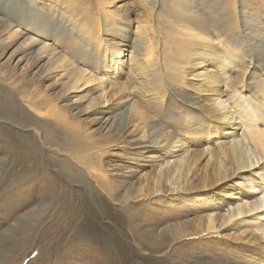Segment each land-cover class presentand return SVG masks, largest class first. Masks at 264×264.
I'll use <instances>...</instances> for the list:
<instances>
[{"label": "rangeland", "instance_id": "1", "mask_svg": "<svg viewBox=\"0 0 264 264\" xmlns=\"http://www.w3.org/2000/svg\"><path fill=\"white\" fill-rule=\"evenodd\" d=\"M71 2L74 10L55 0H0V42L9 32L18 34L7 48L3 49L0 45V70L4 69L3 71L7 72L6 76L11 77L13 74V77L24 81L22 84L26 86L27 91L36 86V89L44 91L48 98L57 100L59 105L68 108V114L74 116L78 124L96 135L94 140L103 137V140L109 138L108 143L109 140L114 144L118 142V145H109L105 151L103 161L106 163L108 176L120 177L127 175L128 171H134L135 178L131 181L138 186L136 181L144 183L145 174L157 173L159 165L162 166L166 161L172 162L180 155L190 154L192 151L196 164L192 166L186 178L184 179L181 174L171 179V187L176 186L181 191L170 189L167 183V191L164 190V194L141 200V204L149 203V208L141 213L140 220L137 221L141 230L147 226L148 228L165 226L172 233L176 231V234L183 230L179 236L181 238L174 241L178 243L179 255H167L165 258L159 253L149 255L147 250L142 249L145 244L140 238H133V234L128 230L127 220L123 219V222L121 221L123 233L117 234L119 240L117 243L122 244L119 251L121 261L111 250L107 252L110 256H103L93 248L95 245L81 242L85 236L84 229L90 225L85 223V215L79 208L81 200L86 199L82 195L79 200L72 195L69 207L65 209L62 208L64 201L54 197L52 209L55 214L59 210V213L62 212L55 220L61 240L55 239L54 231L48 235L46 242L41 244L36 242L34 233L47 227L49 223L47 221L33 225L20 224L21 228L9 235V231L6 232L8 226L13 225L14 221L28 209L38 205L44 196L40 189L41 174L38 173L35 179H31V173H26L20 182L14 181L18 173L19 157L26 159L28 156L26 152L16 155L10 153L4 143L5 139L0 136V161H5V166L0 171V264H195V261L208 260L211 256L217 255L236 260L240 264H259L257 262L259 260L256 261V254L250 252L247 246L254 241L251 231L254 230L255 224L264 223L259 217L264 212L257 216H247L234 227L229 225L223 227L221 226L223 218L228 211L231 212V208L237 206V199L242 195V189L234 186L238 178L225 180L221 184H210L207 188L202 187L204 172L206 170L210 172L213 167L211 162L206 165L209 155L207 157L202 155V150L208 147L215 152L217 149L215 138L208 141L197 139L207 129L203 124L208 122L212 124L217 130L216 138L219 137V143L226 142V139L221 137L225 129L224 126L222 128L223 124H216L208 119V116L211 118V114L208 115V97L197 93L198 83L205 88V77L200 78L203 81L197 82L195 76L207 71L209 75H214V78L218 76L219 80H227L229 83L227 89L220 85L215 89L227 102L232 100L229 92L236 89L248 105L263 100L264 0ZM98 3L106 9H99ZM78 9H81L84 17L98 19L100 28L98 39L104 48L107 47L106 53L94 48H88L91 50L88 51L75 38V26L81 18L77 15ZM194 14L201 23H197V26L186 20V17ZM176 25L181 28L188 27L186 29L194 30L193 32L203 35L205 39L184 38L181 34L173 32L176 31ZM182 33L184 34L185 30H182ZM30 37L37 41L29 47H20V43ZM180 39L183 44L180 43ZM42 45L53 50L56 54L55 59L58 58L61 62L56 63L50 60V55L45 54L46 57L34 63L33 60ZM226 49L230 53L226 52ZM147 51L151 53L149 58L144 57ZM112 52L121 56L117 58ZM130 53L139 58L147 70L150 68L156 74L155 70L161 69L162 73L156 84L163 97L161 106L151 107L146 104L144 106L143 99L137 93L128 96L130 100L125 99L121 104H116L117 96L109 99L111 96L108 93L110 89L106 88L107 83L103 86L98 84L100 80L106 82L110 80L116 85L123 82L126 85L128 83V86H136V77L129 67ZM104 59L109 60L108 69L105 70L102 68L105 67ZM111 62H114V65ZM258 65H261V68ZM66 66L76 67L79 71L92 74L99 80L88 86L79 82L78 89L66 90L65 80L61 81L60 78L57 82L61 68ZM103 87L107 89L105 93L101 92ZM5 94L0 90V102L9 105ZM131 103H137L138 106L141 104V109L150 117L148 139L144 143H137L138 137L129 134V128L126 127L128 107ZM232 110L238 118L244 114L238 105ZM236 121L238 122V119ZM258 127L264 130V123L260 121ZM241 131L242 129L240 133ZM1 132L3 130L0 129V135H3ZM188 133L190 135L192 133L195 142L184 138L185 135H189ZM120 136L122 138L119 140ZM122 139L127 144L130 142V145L126 144L127 148L124 150V147L120 146ZM174 142L182 144V147L177 152L163 154L166 147L167 151L176 149L171 146ZM249 151H252L251 157L256 155L253 149ZM261 167L260 172H263L264 165ZM244 185V188L250 187L254 190L253 182L248 181ZM134 193L131 192L132 195ZM119 194L126 196L125 189L120 190ZM260 196L262 194L254 195L253 201ZM234 197L237 198L233 199ZM108 206L112 208L111 205ZM215 214H217L215 227L218 233L216 236L202 234L200 228L204 222L199 220L209 216L213 218ZM72 215L74 219H70ZM104 222L106 221L103 220ZM197 224H200L198 228ZM24 234H28L25 239L22 238ZM168 243L170 244V241ZM38 244L42 245V249ZM48 248L50 252L45 254L44 249Z\"/></svg>", "mask_w": 264, "mask_h": 264}, {"label": "bare ground", "instance_id": "2", "mask_svg": "<svg viewBox=\"0 0 264 264\" xmlns=\"http://www.w3.org/2000/svg\"><path fill=\"white\" fill-rule=\"evenodd\" d=\"M55 1L61 5L66 4L73 9V6H71V1L73 0ZM109 1L110 0H107V3ZM97 5L101 10L106 9L99 3ZM81 9L77 11V15H80L81 18L79 20L80 22H76V29L74 28L75 38L80 41L82 47L86 48L88 51L90 50L88 48H94L106 53L107 47L104 48L101 40L98 39L100 31L98 19L84 17ZM84 9L85 8H83V10ZM88 14L86 15L88 16ZM174 15L182 17V15ZM186 20L188 23L195 26L198 25L197 23L201 24L195 14L186 17ZM175 28L177 32H173L178 33V35L181 34L184 38L195 37L197 39H205L203 35L193 32L194 30L186 29L188 27L181 28V26L176 25ZM182 30H185L184 34ZM17 36L18 34L12 32L7 33L0 42V45H2L3 49L7 48ZM36 41L37 40L33 37L27 38L20 43V47H29ZM180 43H182L181 39ZM114 52H112V55H115ZM226 52L230 53L229 50ZM45 54L47 56L50 55V60H54L56 63L61 62L60 59H55L56 54L53 50L51 51L50 48H45V45H42L33 60L34 63L42 57H46ZM150 55V51H147L144 57L149 58ZM120 56L121 55H117V53L115 55L117 58ZM128 61L129 67H131L130 70L133 71L132 73H134V77H136L138 86H128V83L126 85V83L123 82L120 83V85H116L110 80L107 82L106 80H100L98 84L100 83L101 86H103V84L107 83L106 88L110 89L108 93H110L111 96L109 99H113V97L117 96L116 104H121L125 99L128 101L130 98H128V96L137 93L143 99L144 106L145 104L147 106H161L163 100L162 93L159 92L156 87V84L159 82V76L162 73L160 72L161 69L157 68L155 70L156 74L150 68L147 70L145 65L142 64V61L135 55H132V53L129 54ZM108 62L109 60L106 59L104 62L105 67H102L104 70L108 69ZM111 64L114 65V62H111ZM159 66L163 69V66L160 64ZM258 66L260 67L261 65ZM262 68H264V66H262ZM3 70H0V90L4 92V94L6 93L5 97L9 105L5 104V102H0V125L4 126H0V129L3 130V132H1L3 135L0 136L5 139L4 143H6L8 147L7 150L10 153L16 155L21 152H26V156H28L26 159H21L19 157L17 162L18 173L14 177L15 180H13L17 183L20 182L21 177H24L26 173H31V179H35L38 173L41 174L40 189L43 192L42 196H44L38 205L31 207L27 212L25 211L26 213H23L22 216L15 220L13 225L8 226L6 232L9 231V235L14 234L13 231L18 230L20 224L33 225L47 221L49 222L47 227L42 230L38 229L34 233L36 242L40 244L43 243L48 235L54 231L55 239L61 240V235H58L59 230L57 229L58 226L55 225V220L62 212L59 213V210L58 212L56 211L57 213L55 214L54 209H52L54 197L64 201L62 208L65 209L69 207L72 195L78 200L80 199V195H82L86 197V199L81 200L79 208L82 209L85 215V223H90V225L84 229L83 235L85 236L81 242L95 245L93 248L103 254V256H110L107 253L110 252L109 250H111L116 257L120 256L119 251L122 244L119 245L117 243L119 241L117 234L123 233L121 224L123 219L127 220L128 230L133 234V238H140L141 242L145 244L142 246V249L147 250L149 255L159 253L163 258L167 257V255H179L178 243L176 241L175 244L174 241L177 238H181L179 236L182 235L183 230L178 234H176V231L174 233L170 232L165 226L160 228H148L147 226L141 230L137 221L140 220L139 216L141 213L149 208V203L141 204V200L164 194V190L167 191V183L170 189L181 191V189H178L176 186L175 188L171 187V179H173V177H179L181 174H183L184 179L186 178L192 166L196 164V159L193 158L191 153L192 151L189 152L190 154L180 155L182 157L179 156L178 159L172 162L166 161L162 166L159 165L157 173L145 174L144 183L136 181L139 184L138 186L135 182L131 181L135 178L134 171H128L127 175H122L120 177L108 176L106 170L107 166L103 158L106 149L109 145L114 143L110 140L108 143L107 140L109 138L107 139V137V140H103V137L94 140V136L96 135L92 134L86 127L78 124L74 116L71 117L68 114V108L59 105L57 100L48 98L45 92L37 90L36 86L31 91H27L26 86L22 84L24 81H20L19 78L13 77V74L11 77L6 76L7 72ZM208 73L209 72L205 71L195 76L197 77L195 80L197 82L203 81L205 77V88H203L202 84L198 83L197 93L208 97V115L211 114L213 120L208 115L209 118H206L216 124H223L222 128L224 126L225 129L222 131L221 137L226 139V142L219 143V137L216 138L217 130L212 127L210 122L203 124L204 127L206 125L205 128L207 129L204 134L198 136L197 139L200 138L199 140L208 141L209 139L212 140V138H215V140H217V149L215 152L208 149V147L202 150V155L205 157L209 155L206 165L210 162L213 165L210 172L207 170L204 172L205 175L202 181V187L207 188L210 184H221L224 183L225 180L228 181L229 179L234 180L235 177L238 178V180L234 182V186H236L235 188L237 189H242V195L237 199V206L231 208V212L228 211L229 213L226 214L221 223L223 227L228 225L234 227L239 221L243 222L244 220L242 219L247 216H257V214L264 212V171L260 172L262 168L261 165H264V130L258 127L260 121L262 124L264 123V96L261 102H251L249 103L250 105H248L246 100H243V96L239 94L240 92H238L236 87V90L229 92L232 100L227 102L223 100V97L217 94V90L215 89L218 85L227 89L229 83L226 82L227 80H219L218 76L214 78V75L211 74V76ZM262 75L264 76V73H262ZM201 77H203V79H200ZM60 78L61 81L62 79L65 80L64 88L69 91L71 88L75 90L78 89L79 87H77V84L79 82H82L84 86H88L99 80L95 79L92 74L79 71L76 67L71 66L61 68L57 82ZM161 85L162 83H160V86ZM107 89L103 87L101 88V92L105 93ZM3 104L6 105V108H4ZM235 104L243 109L244 114L240 115L241 118L240 116L238 118L237 114H233L232 108L236 106ZM140 105L141 104L138 106L137 103H131L129 105L126 127L129 128V134L138 137L137 143H144L148 139L147 128L150 125L148 124L150 117L141 109ZM88 108L90 110L91 103ZM149 111H151V109ZM168 114L170 115V113ZM159 115H161V113H159ZM155 116L158 115L155 114ZM237 119L238 122L236 121ZM170 120L173 121L171 118ZM241 129L242 131L240 133ZM188 136L191 137L189 138ZM192 136L191 133V135H185L184 138L191 139L192 142H195L196 139ZM121 138L122 136H120L119 140ZM118 144L117 142V144L115 143L114 145ZM126 144L125 140L122 139L120 146L121 148L124 147L123 150L127 148L128 144L130 145V142ZM171 146L176 149H169V151H167L166 147L163 154L167 155L168 153L177 152L182 147V144L179 145L178 142H174ZM248 146H250L249 149ZM252 149L256 152L254 157H251L253 154L251 153L252 151H249ZM4 166L5 161H0V171ZM9 181L10 179L8 178L7 182ZM245 181L253 182L255 185L254 190L250 187L249 189L248 187L244 188ZM126 186L128 187L126 188ZM122 189H125L126 196H120L119 192ZM132 191L135 192L133 195L131 194ZM257 194H262V196H260L259 199L257 198L258 200L256 199V201H253V198L255 200L253 196ZM236 198L237 197H234L233 199ZM108 204L111 205L112 208L108 206ZM113 207H115V209ZM88 213H91V215H88ZM216 216L217 214H215L213 218L209 216L199 220L204 222V225L200 228L202 234L205 233L207 235L216 236L218 233L215 227ZM259 217L264 221V214ZM70 219H74V216L72 215ZM103 220L106 222L103 223ZM199 225L200 224H197L196 228H198ZM167 234L169 235L168 238ZM26 237H28V234L22 235V238L25 239ZM251 237L254 241L247 246V249L256 254V261L259 260L257 261L259 264H264L262 263L264 260H261L264 258V223L255 224L254 230L251 231ZM168 241H170V244ZM38 246L42 249V245L38 244ZM179 247H181V244ZM44 252L47 254V252H50V248L44 249ZM6 259L8 258L6 257ZM195 264H240V262L217 255L211 256L208 260L195 261Z\"/></svg>", "mask_w": 264, "mask_h": 264}]
</instances>
